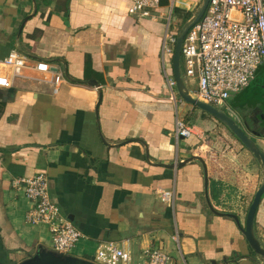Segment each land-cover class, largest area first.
I'll return each instance as SVG.
<instances>
[{
  "label": "crops",
  "instance_id": "0c3cea01",
  "mask_svg": "<svg viewBox=\"0 0 264 264\" xmlns=\"http://www.w3.org/2000/svg\"><path fill=\"white\" fill-rule=\"evenodd\" d=\"M186 1L195 11L199 0ZM130 5L0 0V73L12 81L0 87V264H17L39 246L52 249L49 227L27 222L33 203L14 184L39 173L48 176L62 215L85 235L67 255L91 260L100 242H114L134 264L156 248L176 264L260 263L235 220L210 210L205 180L213 208L237 214L244 226L261 166L231 132L229 152H210L205 131L219 122L168 88V0L157 20L138 19ZM14 50L28 58L20 77L1 65ZM38 62L52 73L37 71ZM177 115L188 119L191 138H175ZM256 141L264 152V131ZM162 191L174 193L171 205L159 199ZM255 232L264 246V202Z\"/></svg>",
  "mask_w": 264,
  "mask_h": 264
},
{
  "label": "built area",
  "instance_id": "2783aa9c",
  "mask_svg": "<svg viewBox=\"0 0 264 264\" xmlns=\"http://www.w3.org/2000/svg\"><path fill=\"white\" fill-rule=\"evenodd\" d=\"M129 13L138 19L157 20L162 0H129ZM200 1L196 3V9ZM193 4L186 0H168V30L163 46V70L168 88L174 93L176 82L172 59L177 35L169 31L176 8L191 11ZM184 80L197 86L198 99L213 106H224L231 111L229 102L237 98L264 68V0H210L202 19L186 34L182 45ZM28 58L19 51H12L1 62L13 77H20L28 66ZM36 70L52 73L50 65L38 62ZM60 75L54 76L59 83ZM8 75L0 73V87H11ZM195 134L185 117L177 115L174 135L177 140L191 138ZM23 188L25 196L33 203L27 222L47 225L52 236V249L70 254L85 237L83 232L65 218L58 205L50 197L48 176L44 173L14 182ZM162 202L172 204L174 193H159ZM264 202V199H263ZM176 241L177 238L175 236ZM93 261L97 264H134L132 254L114 242H100ZM142 264H176L162 249H146L140 256Z\"/></svg>",
  "mask_w": 264,
  "mask_h": 264
},
{
  "label": "water",
  "instance_id": "95a60500",
  "mask_svg": "<svg viewBox=\"0 0 264 264\" xmlns=\"http://www.w3.org/2000/svg\"><path fill=\"white\" fill-rule=\"evenodd\" d=\"M210 0H203L200 9L198 10L196 16L193 18L192 22L181 32L180 35L177 36L175 51L172 59V67L174 79L176 82V89L179 97L185 103L192 105L193 107L202 110L203 112L209 114L225 127L243 144V146L254 156L259 165L263 170V180L259 189L257 190L254 199L249 206L247 211V216L245 220V225L242 226L239 216L237 214L232 213H221L216 211L210 200H209V189H208V180H205V192H206V200L209 205L210 210L218 215V216H227L231 217L237 223L240 231L245 236L250 248L253 250L256 256H260L264 259V246L256 235L255 232V218L258 211L259 206L262 204L264 199V152L261 150L258 145L256 139L260 136L258 132H250L246 128H244L236 119H234L230 114L226 111L203 102L198 98H194L186 86L184 77L181 72V58H182V45L188 31L199 22L202 17L205 15L206 10L209 6ZM66 77L69 76L66 74ZM90 86L99 87V83L97 81H89L87 82ZM101 100V93H100ZM199 159V158H190L183 162L173 163L171 164V168H180L185 166L188 162ZM17 264H97L92 259H84L75 257L72 255H66L62 253H58L52 249H48L44 246H39L33 254H30L26 259L17 263Z\"/></svg>",
  "mask_w": 264,
  "mask_h": 264
},
{
  "label": "rangeland",
  "instance_id": "374dc122",
  "mask_svg": "<svg viewBox=\"0 0 264 264\" xmlns=\"http://www.w3.org/2000/svg\"><path fill=\"white\" fill-rule=\"evenodd\" d=\"M199 6L195 11H188L192 14V18L188 22H184L181 20H184V17L181 16H173V19L171 21V27H172V32H174L177 36L181 34V32L192 22L193 18L196 16L198 10L200 9L202 5L203 0H199ZM181 72L182 75H185V65H184V59L181 58ZM188 87H191V94L194 98L198 97L197 90L193 87L190 86V82L187 80ZM252 85L246 89L242 95V93L238 96L241 97L239 101H236L238 99L235 98L231 100L230 105L234 108L233 112L230 111L229 109H226L224 106H217L218 108L226 111L228 114H230L234 119L239 118L240 119V124L245 125L244 123L249 121L252 123L256 129H258V126H261L264 123V71L261 70L257 74L256 79L251 83ZM257 102H260L261 105L259 107L257 106ZM246 105H254L253 108H245ZM243 106V107H240ZM257 106V107H255ZM261 106V107H260ZM235 107H240L243 108L244 110H235ZM256 110V113H255ZM254 113V115H250ZM258 113V114H257ZM186 117V116H184ZM186 119V118H185ZM219 122V121H218ZM238 122V121H237ZM248 130V128H246ZM205 136L206 141H210L214 143L213 147H211L210 152L212 149H214L215 152L218 150L219 153H226L227 151L229 152L231 150V144H229L230 139L234 140L233 136L231 135L230 131L228 130L227 127H225L223 124L220 122L218 123V126L212 130L205 131ZM258 139V138H257ZM219 146H222V151H220ZM219 148V149H218ZM258 258L261 260L259 264H264V259L260 256ZM93 260V259H92Z\"/></svg>",
  "mask_w": 264,
  "mask_h": 264
},
{
  "label": "trees",
  "instance_id": "16d2710c",
  "mask_svg": "<svg viewBox=\"0 0 264 264\" xmlns=\"http://www.w3.org/2000/svg\"><path fill=\"white\" fill-rule=\"evenodd\" d=\"M174 15H176V16H183L184 17V20L183 19H181L182 21H183V23L184 22H188L191 18H192V14L190 13V12H187V11H185V10H182V9H180V8H176V9H174ZM65 17H66V15H65ZM261 70H263L264 71V68L263 67H261V68H259V70H258V72L257 73H259V71H261ZM251 85V84H250ZM249 85V86H250ZM249 86L246 88V89H248L249 88ZM245 89V90H246ZM244 90V91H245ZM243 91V92H244ZM242 92V93H243ZM254 105H252V106H250V105H248V106H246V107H244V109L245 108H252ZM240 107H243V106H240ZM240 107H235V109H238V110H244L243 108H240ZM186 121L188 122V119H186Z\"/></svg>",
  "mask_w": 264,
  "mask_h": 264
},
{
  "label": "flooded vegetation",
  "instance_id": "af4514ba",
  "mask_svg": "<svg viewBox=\"0 0 264 264\" xmlns=\"http://www.w3.org/2000/svg\"><path fill=\"white\" fill-rule=\"evenodd\" d=\"M244 124L245 125H243V124H241V125L244 128H248V130L250 132H258V133H260L261 131H264V123L260 127L258 126V129H256V127L252 123H250L249 121L248 122L246 121Z\"/></svg>",
  "mask_w": 264,
  "mask_h": 264
}]
</instances>
